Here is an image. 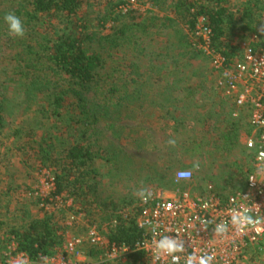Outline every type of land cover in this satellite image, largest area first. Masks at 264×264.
I'll use <instances>...</instances> for the list:
<instances>
[{"label": "rangeland", "instance_id": "obj_1", "mask_svg": "<svg viewBox=\"0 0 264 264\" xmlns=\"http://www.w3.org/2000/svg\"><path fill=\"white\" fill-rule=\"evenodd\" d=\"M89 1L90 5L83 11L89 18L87 31H99L101 27L98 24L110 8L109 0ZM196 1L201 3L205 0ZM248 1L230 0L228 6L233 8V11H237ZM260 1L264 2V0ZM16 2L18 4V0H0V99H2L1 94L7 92V102H10L7 106L10 107V112L4 113V121L0 124L1 225L8 224L9 227L12 224H26L33 218L50 217L59 234L62 229L67 232L63 244L56 248L54 256L61 259L65 252L66 239L82 238L83 243L80 247L82 258H95L98 253L93 251L87 238L90 225L95 222L104 233L108 232L114 220L121 218L122 208L138 198L134 192L140 188H147L168 199L183 192L200 196L206 193L209 186L224 195L245 189L254 158V151L247 146L253 130L250 129L246 118L231 121V102L218 92L216 87L218 76L212 68L211 61L204 53L203 55L198 52L201 50L192 43V32L188 30L181 17L177 24V35L176 32L161 27L160 21H157L154 24L152 22L149 33L138 35L135 44L126 42L117 48L106 45L102 49L106 61L100 74L106 80L101 83H105L107 89L114 88L119 91L114 96L108 92L104 93L103 89L86 94L89 115L94 119L95 126L89 131V139L94 144L95 151L101 153L88 168L89 171H97L87 177V181L90 184L94 183L95 188L93 191L86 190L89 195L84 198L83 205L82 201L77 203L72 197H67V194L64 205L38 204L39 197L42 198L39 189L47 180L45 172L55 175L53 169L41 165L32 154L25 127L31 126L35 129L37 139L49 130L48 136L63 147L60 144L67 143L78 135L70 123L73 116H81V110L78 109L73 98L66 97L63 114L57 117L53 114V99L50 97V92L57 81H59L57 85L65 83V80L53 74L42 76V79L49 80L41 91L35 92V97L32 94L25 95L23 90L19 91L18 86L21 81L15 73L16 68L26 69L27 60L30 58L29 50L33 49L34 53L40 52L46 44L45 38L55 37L62 30L63 25L57 18L41 16L38 20L31 21L26 17L21 18L26 34L23 38H14L8 33L4 16L9 12L16 14L15 10L18 8ZM165 2V0H136L139 11L142 12V15L137 13L136 21L142 22L146 18V21L151 23L149 17L157 15L162 18L166 13H171ZM167 4L171 5V2ZM117 24V21L109 22L106 28L101 29L102 34L111 33ZM262 26L264 20L258 19L255 30L246 32L247 35L254 32L264 35L259 30ZM226 29L224 48L228 42L234 45L242 43L243 38L238 30L231 29V25ZM184 34L188 37L191 47L186 42L181 44L179 41V37ZM92 48L100 49L95 43L92 44ZM142 49H145V54L139 57L137 54ZM42 54L41 51L39 56ZM149 59L163 60L169 65L163 69L170 73L167 78L159 79L158 71L155 76L152 75L153 77L147 80V83L155 82L153 87V92H157L154 95L155 102H151V99L144 100L146 109L148 107L159 109L162 114L159 120L160 126L156 124L157 115L151 117L148 111L138 109L140 103L137 101L109 116L100 112V105L115 103L117 97L125 95V92L128 94L132 92V85L139 88L142 86V83H139L142 76L130 74L129 81L121 88L118 87L120 73L114 74L115 67L121 65L123 70L124 68L127 70L126 65L135 62L142 65L143 60ZM178 64L179 73H176L175 66ZM129 72L124 73V76ZM171 85L179 90L174 93L169 92L167 89H172ZM159 91L162 94L157 96ZM113 122L119 126L115 128ZM171 122H174L173 125L170 124ZM121 124L124 126L130 124L133 131L127 133L125 129L124 134H121ZM110 126L115 129L109 128ZM16 129L22 131L20 137L14 135ZM116 130L118 133L120 130L119 136ZM169 134L172 135L171 138L177 140L175 148L167 144ZM158 137H168V139L163 140V145H159ZM181 153L188 155L186 161L188 163L170 162L179 159ZM62 162L64 163V160ZM194 162L199 163L198 169L193 168ZM54 169L56 170L57 167ZM181 169L192 171L193 178L190 182L176 180L177 172ZM49 192L50 190L45 194ZM70 198L73 200V206L69 210ZM81 205L82 209H80ZM80 212L85 213L84 217L78 215ZM73 215L77 216L76 221L67 225L68 217ZM6 227H2V230L7 231ZM6 245H2V250L0 248V255L3 253L8 255L4 264H26V258L21 253L24 251L19 250L18 246L16 249L12 242L9 246ZM9 251L13 253L9 254ZM1 260L2 256H0V264ZM127 262L122 263L119 260L118 264ZM48 263L59 264L50 259ZM243 264L251 263L245 261Z\"/></svg>", "mask_w": 264, "mask_h": 264}, {"label": "trees", "instance_id": "obj_2", "mask_svg": "<svg viewBox=\"0 0 264 264\" xmlns=\"http://www.w3.org/2000/svg\"><path fill=\"white\" fill-rule=\"evenodd\" d=\"M165 1L171 13H166L162 18L157 15L149 17L150 23L146 21V18L142 22L136 21L137 13L142 15V12L139 11V7L133 8L130 0H109L110 8H108L107 14L104 15L105 17L98 24L101 29H104L109 22L117 21L118 24L108 34H102L101 29V31H87L89 18L87 13L83 11L90 5L89 0H18V4L16 2L18 8L15 11L20 18L26 17L28 21L38 20L41 16L57 18L63 25L62 30L55 37L45 38L46 44L41 50L43 52L41 56H39L41 51L34 53L33 49H30L28 52L30 58L27 60L26 69L18 67L15 72L21 81L18 86L19 91L22 92L23 90L25 95L31 96L30 94H32L33 97H35L36 91H41L43 85L48 83L47 80L49 79L46 78L44 80L42 76L53 74L65 80L63 85H57V82H59L57 81L50 92V97L53 99V114L56 117L63 114L62 110L65 107L66 97L73 98L76 101V106L81 110V116H73L70 123L78 135L75 134L77 136L75 139L60 144L63 147H60L53 141L52 137L48 136L49 130H46L45 134L40 139H37V131L31 126L25 127L26 134L30 140L32 154H34L41 165H47V167L53 169L57 184V194L65 193L67 197H72L77 203L82 201L83 205L84 198L89 195L86 190L93 191V188H95L94 183L90 184L87 181V177L97 171H89L88 168L91 167L94 159L98 154L100 156L101 153L95 151L94 144L89 139V131L95 126L93 125L94 119L89 115L86 94L97 89H103L104 93L108 92L114 96L119 91L114 88L107 89L105 83H101L106 80L100 74L105 67L106 59L102 54V49L106 45L117 48L126 42L135 44L138 35L149 33L152 22L154 24L157 21H160L161 27L167 28L174 33L176 32L175 34L177 35V24L181 17L188 30L193 32L199 19L205 17L207 19L205 24L212 32V46L227 56L232 54L231 51L235 52L237 48L232 47L230 42L224 48L226 43L224 38L227 36L226 27L228 26L229 28L231 25V29L238 30L239 33L251 32L255 30L254 27L258 19L262 17L261 11H264V2L260 0H254V2L249 0L240 6L237 11H233L234 9L228 6L230 0H205L201 3L196 0ZM169 2H171V5L167 4ZM128 5V11H124L122 6ZM261 37L264 43V35L262 34ZM179 41L181 44L186 42L191 47V43L185 34L179 37ZM93 43L99 46L100 49L92 48ZM254 46L257 47L258 44H254ZM135 48L138 50L137 46ZM144 52L145 49H142L137 55L142 57L145 54ZM198 52L203 54L202 51ZM22 55L20 54V56ZM143 61L142 63H149L150 65L162 64L163 66L144 68L140 67L139 62L126 65L127 70L125 68L123 70L120 67L121 65L116 66L114 74L120 73L117 82L118 87L121 88L122 85L129 81L128 76L130 74H135L138 77L142 76V80L139 81L142 86L139 88L132 85V92L129 94L125 92V95L117 97L115 103L100 105V112L109 116L115 112L122 111L126 105L130 106L129 104L137 101L140 103L138 109L148 111L150 116L153 115L154 117L156 115L150 114L154 113L153 107L146 109L147 107L145 106L147 105L144 104L145 99H151V102L154 103V95L157 93L153 92L155 82L147 83V80L153 77L152 75L155 76L158 71L161 74L163 69L167 68L165 66L167 62L154 59ZM19 65L17 64V66ZM127 71H130L129 74L124 76ZM159 73V78L161 77L164 80L166 75H159ZM174 87L171 85L172 89L167 90L174 93ZM6 93H2V99H0V124L4 121V113L10 112V107H7L10 102H7L8 96ZM161 94V91H159L156 95L160 96ZM113 126L116 128L119 125L114 124ZM113 126L109 128H114ZM120 127L122 128L121 134H124L125 129H127V133L133 131V127L130 124ZM115 132L119 136L120 130L119 133L117 130ZM14 135L20 137L22 131L16 129ZM145 141L146 139H144ZM63 160L64 163L62 162ZM55 167H57L56 170L54 169ZM133 202L131 201L128 205ZM82 205L80 209H82ZM119 219V223L115 228L110 230V241L117 245L125 244L133 250L130 254V260L126 264H146L143 261L144 253L135 250L136 243L145 236L144 231L137 226L133 217ZM4 226H7V231L2 230ZM13 240L17 242L19 250L27 252L31 259H37L40 256L53 255L56 248L63 244L65 237L58 233V228L54 226L50 217L33 218L26 224H12L9 227L8 224L1 225L0 223L1 250L3 244L4 246L6 244V246H9ZM0 256H2L1 264H4L8 255L3 253Z\"/></svg>", "mask_w": 264, "mask_h": 264}, {"label": "built area", "instance_id": "obj_3", "mask_svg": "<svg viewBox=\"0 0 264 264\" xmlns=\"http://www.w3.org/2000/svg\"><path fill=\"white\" fill-rule=\"evenodd\" d=\"M130 1L133 8L138 7L136 0ZM128 7L129 5L122 6L124 11H128ZM206 21L205 17L199 19L196 29L192 32V43L210 59L212 68L218 76L216 83L218 92L231 102V121L246 118L253 130L247 142V146L254 151L252 169L247 177L245 189L230 195L219 193L212 186L200 196L183 192L169 199L151 191L153 196L147 203L138 197L133 203L122 208L121 218L133 217L137 226L144 231L145 236L136 243L135 250L144 253L143 261L146 264H153V240H158L162 235L176 236L177 233L186 241V250L181 254V264H184L183 257L193 252L197 255L214 253L216 256L214 264H243L245 261L251 264H264V224L250 228L243 234L236 233L230 227L229 234L225 237L215 235L213 231L218 223H230L233 209L247 208L252 210L253 214L264 217V176H256V182L249 180L256 174L257 166L262 163L257 157L264 151V43L259 32L250 35L241 32L239 34L243 38L242 43L232 44L237 50L226 56L212 46V32L206 26ZM254 44L258 46L255 47ZM180 171L190 170L181 169L178 172ZM45 174L47 180L42 190L39 189L42 198L39 197L38 204L64 205L67 201L66 194L56 193L55 176L49 172ZM192 178L193 173L191 179L179 181L190 182ZM48 190L50 192L45 194ZM70 202L69 210L73 206V200ZM205 204L208 205L206 208L203 206ZM83 214L85 215L84 212H80L78 215L82 217ZM76 219L77 216H69L67 225L74 223ZM202 219L210 221L206 225L207 230L200 223ZM119 220H114L110 230L115 228ZM110 230L104 233L97 223L92 222L90 225L87 238L93 251L98 253L95 258H82L80 252L82 238L66 239L65 252L61 259L54 256L55 253L37 259H31L27 252L21 253L26 258V264H49V259L59 264H118L119 260L125 263L133 250L125 244L112 243L109 239ZM60 234L66 238L67 232L62 229ZM12 245L17 249L16 241L13 240ZM12 253L9 251V254ZM157 264H171V258H165Z\"/></svg>", "mask_w": 264, "mask_h": 264}, {"label": "clouds", "instance_id": "obj_4", "mask_svg": "<svg viewBox=\"0 0 264 264\" xmlns=\"http://www.w3.org/2000/svg\"><path fill=\"white\" fill-rule=\"evenodd\" d=\"M4 21L8 25V33L14 38H23L26 34V29L23 21L14 12H9L4 16ZM264 33V26L259 29ZM167 144L175 148L177 146V140L175 138H169ZM249 146L251 147V141H249ZM258 161H262L261 164L257 166L256 174L249 178L250 181L256 182V176H264V151L260 152ZM194 169L199 168V163L194 162ZM191 171H180L177 173V180H189L191 179ZM142 202L147 203L149 199L152 198L153 193L147 188H140L134 192ZM205 208L207 204L203 205ZM259 208L260 206L257 205ZM201 225L206 229V225L210 221L202 219L200 221ZM264 224V217L253 214L250 209L237 210L233 209L230 217V223L221 222L215 225L213 229L215 235L225 237L229 234L230 227L235 230L238 234H243L250 228H257L259 225ZM186 250V241L179 237L177 233L176 236L172 235H162L158 240H153V264L157 262H162L165 258H171V264H181L182 255ZM184 264H214L216 260L215 254H202L197 255L195 252L188 254L183 257Z\"/></svg>", "mask_w": 264, "mask_h": 264}, {"label": "crops", "instance_id": "obj_5", "mask_svg": "<svg viewBox=\"0 0 264 264\" xmlns=\"http://www.w3.org/2000/svg\"><path fill=\"white\" fill-rule=\"evenodd\" d=\"M262 12V17H261V19H263L264 20V11H261ZM260 19V18H259ZM254 33H256V32H254ZM245 34H247V33H245ZM262 35V34H261ZM141 64V63H140ZM156 64V63H155ZM166 64V63H165ZM141 67H144V68H146V67H149V66H163L162 64H156V65H150L149 63H142V65H140ZM166 67H168L169 65H165ZM178 69H177V68ZM175 69L177 70L176 71V73H179V64L177 65V66H175ZM145 72V71H144ZM161 74L162 75H166V78H167V75L168 74H170L167 70H163L162 72H161ZM144 75H145V78H146V74L144 73ZM159 79H161V77L159 78ZM154 83V82H153ZM159 83V82H158ZM175 88V91L177 90H179V88L177 89V87H174ZM159 109H155L154 110V113L152 112V114H156L157 115V119H156V124H158L159 126H160V123H159V120H160V116L162 115L159 111H158ZM179 112V111H178ZM234 122V121H233ZM173 123L174 122H171L170 124H172L173 125ZM159 126L157 127V128H159ZM172 132V131H171ZM177 133V132H176ZM172 137V135L171 134H169V138H171ZM158 140V143H159V145H163V143H164V141L163 140H167L168 139V137L167 138H164V137H162V138H157ZM187 157H188V155H184V154H182L181 153V155H180V157H179V159H173V160H170V162H173V163H188V162H186L187 161Z\"/></svg>", "mask_w": 264, "mask_h": 264}]
</instances>
